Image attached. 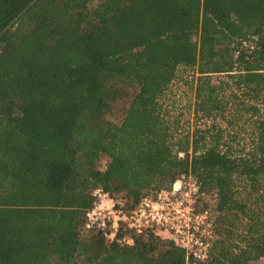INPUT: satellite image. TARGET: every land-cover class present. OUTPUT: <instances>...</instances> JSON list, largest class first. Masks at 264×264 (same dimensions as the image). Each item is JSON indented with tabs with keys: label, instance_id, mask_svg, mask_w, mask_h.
Listing matches in <instances>:
<instances>
[{
	"label": "trees",
	"instance_id": "16d2710c",
	"mask_svg": "<svg viewBox=\"0 0 264 264\" xmlns=\"http://www.w3.org/2000/svg\"><path fill=\"white\" fill-rule=\"evenodd\" d=\"M181 174L214 219L194 264L264 257V0H0V264H184L81 228L97 191L130 208Z\"/></svg>",
	"mask_w": 264,
	"mask_h": 264
},
{
	"label": "built area",
	"instance_id": "2783aa9c",
	"mask_svg": "<svg viewBox=\"0 0 264 264\" xmlns=\"http://www.w3.org/2000/svg\"><path fill=\"white\" fill-rule=\"evenodd\" d=\"M206 197L190 174L179 175L157 193L140 195L130 208L97 191L81 228L99 231L108 241L124 228L155 234L156 229H166L171 237L165 238L182 249L184 264H194L206 255L213 236L214 219L203 205Z\"/></svg>",
	"mask_w": 264,
	"mask_h": 264
},
{
	"label": "rangeland",
	"instance_id": "374dc122",
	"mask_svg": "<svg viewBox=\"0 0 264 264\" xmlns=\"http://www.w3.org/2000/svg\"><path fill=\"white\" fill-rule=\"evenodd\" d=\"M168 100L170 101H174L175 102V109H181L183 110L182 114V120L186 121L187 119L191 121V114H190V111H189V102H190V99H191V96H190V92L185 88L183 87V85L181 84H177V83H172V85L170 86V91L168 93ZM179 106H182V107H179ZM121 116V113H120V110H118V112H116L115 114V120H117L118 118H120ZM105 162H106V159L105 158H102L100 161H99V168H103L104 165H105ZM138 194L142 195V194H150V191H147V190H141L138 192ZM156 233L158 235H160L161 237H171V234L168 230L166 229H156ZM250 264H264V261H253L251 262Z\"/></svg>",
	"mask_w": 264,
	"mask_h": 264
},
{
	"label": "crops",
	"instance_id": "0c3cea01",
	"mask_svg": "<svg viewBox=\"0 0 264 264\" xmlns=\"http://www.w3.org/2000/svg\"><path fill=\"white\" fill-rule=\"evenodd\" d=\"M258 261H264V257L260 258Z\"/></svg>",
	"mask_w": 264,
	"mask_h": 264
}]
</instances>
